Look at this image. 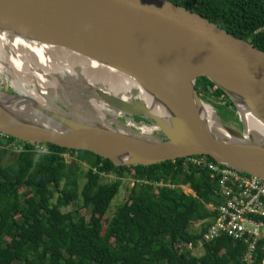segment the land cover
<instances>
[{
    "label": "water",
    "instance_id": "obj_1",
    "mask_svg": "<svg viewBox=\"0 0 264 264\" xmlns=\"http://www.w3.org/2000/svg\"><path fill=\"white\" fill-rule=\"evenodd\" d=\"M0 25L33 40L120 66L159 94L180 118L171 127L148 112H125L128 104L119 103L122 99H98L132 121L144 118L156 128L153 133L162 137L158 141L145 140L113 127L83 128L75 119L64 117L61 112L65 109L55 112L57 104L50 111L48 104L34 106L30 97L0 92V99L7 98L0 101V132L7 137L90 153L115 167H150L206 156L264 180V137L253 132L255 137L252 133L245 142L240 119L241 135L219 119L217 123L231 139L218 138L199 114V99L193 90L194 81L204 77L224 93L238 113L223 88L235 86L244 94L253 115L264 124V53L246 41L167 0H0ZM184 79L191 80L189 88L183 85ZM6 102L18 107L27 104L29 110L44 121L54 122L59 130L18 125L5 111ZM140 102L134 100L132 105L137 107ZM115 153L127 160L115 163L109 157Z\"/></svg>",
    "mask_w": 264,
    "mask_h": 264
},
{
    "label": "trees",
    "instance_id": "obj_2",
    "mask_svg": "<svg viewBox=\"0 0 264 264\" xmlns=\"http://www.w3.org/2000/svg\"><path fill=\"white\" fill-rule=\"evenodd\" d=\"M167 1L264 53V0ZM193 90L201 100L208 99L223 123L232 116L239 126L220 89L199 77ZM13 142L18 141L9 138L0 145ZM17 144L22 145L18 154L0 149V264H245L244 246L226 238L203 244L197 258L184 249L196 243L213 216L205 207L216 203L214 183L204 170L185 167L184 160L115 167L86 152L41 144L47 153L35 154L30 144ZM8 154L11 160L4 164ZM63 154L88 166L79 193L81 206L68 212L62 210L70 206V194H78V168L77 162L65 161ZM104 176L115 180L103 183ZM123 176L132 187L103 231V220L123 186ZM184 187L192 195L185 194ZM81 209L88 213V220L81 216ZM198 222L202 223L199 229L191 230ZM254 264H261L260 259Z\"/></svg>",
    "mask_w": 264,
    "mask_h": 264
},
{
    "label": "bare ground",
    "instance_id": "obj_3",
    "mask_svg": "<svg viewBox=\"0 0 264 264\" xmlns=\"http://www.w3.org/2000/svg\"><path fill=\"white\" fill-rule=\"evenodd\" d=\"M5 33H8L9 37L0 35L1 38L4 37L2 40L6 41L1 45L2 40L0 39V49H2V52L0 50V74L6 69L12 79L11 84L14 89L30 97V101L34 102L33 105L37 108H42L43 105L48 104L49 110L54 111V104H57L55 100L56 87L65 85L66 87H73L75 85L93 92L95 98L100 100L104 97L105 101L110 99L113 101L121 97L122 102L119 103L124 101L128 104L125 112H148V115L156 117L160 122L171 127L179 123V115L173 107L150 87L133 79L120 66L95 57L83 56V54H78L58 45L33 40L9 28L5 30ZM77 68L80 70L79 72H76ZM190 83V79L183 80V85L187 88H189ZM49 87L50 90H48ZM223 88L238 108L239 119L245 131L244 141H249L253 132L264 137V124L250 111L245 96L239 91V88L227 85H223ZM133 90L141 99L137 107L132 105L133 98H127ZM2 99L6 100L7 98ZM2 99L0 101H3ZM89 104L92 112L89 119H93L95 122H80L79 119H76L75 122L83 125V128L107 129L101 121L94 119H103L102 112H108L106 102H103L100 108L98 107L100 103L95 99L90 100ZM196 105L205 125L214 135L224 140L231 139L217 123L212 110L207 105L199 100H197ZM133 107L134 109H132ZM4 108L7 113L15 118L18 125L53 131L59 130L58 125L54 122L44 121L37 113L29 110L27 104L18 107L14 102H6ZM127 120L132 121L129 118ZM132 122L136 124L134 121ZM128 127L135 129L133 124H129ZM138 130L140 135L149 136L155 132L156 128L143 127L142 129L138 128ZM109 157L117 164L127 160L116 153L110 154Z\"/></svg>",
    "mask_w": 264,
    "mask_h": 264
},
{
    "label": "built area",
    "instance_id": "obj_4",
    "mask_svg": "<svg viewBox=\"0 0 264 264\" xmlns=\"http://www.w3.org/2000/svg\"><path fill=\"white\" fill-rule=\"evenodd\" d=\"M9 137L0 132V142L6 144ZM13 142L1 146L5 150L18 154L22 145ZM35 154L47 153L39 145L30 144ZM68 154H63L68 158ZM72 160V159H71ZM184 160V166L204 170L214 183V206H207L213 216L194 245L186 244V252H194L203 244L211 243L219 238L230 239L244 246L242 262L254 264L260 259L264 264V180L235 171L229 167L208 160L206 156L196 155ZM201 226L195 223L191 230Z\"/></svg>",
    "mask_w": 264,
    "mask_h": 264
},
{
    "label": "rangeland",
    "instance_id": "obj_5",
    "mask_svg": "<svg viewBox=\"0 0 264 264\" xmlns=\"http://www.w3.org/2000/svg\"><path fill=\"white\" fill-rule=\"evenodd\" d=\"M7 28L4 27L3 25L0 27V35H5L7 37H9V34L8 33H5V30ZM15 32V31H14ZM4 38V37H3ZM3 38L0 37V39L2 40ZM6 41H3L1 42V45L3 43H5ZM1 52H2V49H0ZM80 70L77 68L76 69V72H79ZM12 79L10 78V75L9 73L7 72L6 69L3 70V72L0 74V92L1 93H8V94H12V92H16V95L19 96V97H24V96H27L25 93L23 92H20V91H16L14 89V86L11 84ZM209 82V81H208ZM210 83V82H209ZM212 84V83H210ZM214 87H216L214 84H212ZM210 86V85H209ZM51 88L49 87L48 90H50ZM196 94V93H195ZM196 96L198 97V99L204 103L205 105H207L213 112V116L214 118L218 121L220 119V115L219 112L211 106V104L208 102V99L207 100H201L199 98V96L196 94ZM133 98V101L136 100V101H140L141 99L137 96V92L135 90H133L128 96L127 98ZM120 100L122 99L121 97H118ZM92 99H95L93 97V95L91 94V92L87 91L86 89H83L82 87H79V86H73V87H66L65 86H57L56 89H55V100L57 102V105H55V109L57 111L55 112H60L62 111V109H65L66 111L64 112H61L64 117H67V118H74L75 120L76 119H79L80 121H83V122H87V123H93L95 122L93 119H89L91 117V110H90V104H89V101L92 100ZM98 103H100V105H98V107L100 108L101 105H103V102H101L100 100L98 99H95ZM212 100V99H211ZM213 101V100H212ZM229 103L231 104V106L233 107L234 109V114L236 116V119L237 121L239 120V116H238V113L235 112V107H234V104L228 100ZM62 107V108H60ZM108 112L107 113H103L104 116L103 119H97V118H94L95 120H98V121H101L106 127H113L114 129H118V130H123L124 132H127V133H132V134H135V135H139V136H142L143 139H147V140H161L162 137L161 135L159 134H156V133H152L151 135L149 136H144V135H140V132L138 130V128L142 129L143 127L145 128H150L152 127L150 125L149 122H147L144 118H136L134 119V121H138L136 124H134L132 121H128L127 120V117H124V115L122 113H120L119 111L113 109L112 107L110 106H106ZM217 112V114H216ZM219 115V116H218ZM221 120V119H220ZM77 121V120H76ZM223 122V121H222ZM240 123V122H239ZM129 124H133L135 125V129H132L129 126ZM225 124V123H224ZM127 125V126H126ZM226 126L232 128L233 130L236 131V133H238L239 135L243 134V128L241 125L239 126H236L235 123L233 122L232 120V116H227L226 118ZM253 137L254 136V133L252 134ZM19 142V141H18ZM8 159H5L4 160V164H7L10 162L11 160V156L10 154L7 155ZM71 159H76V157L74 158H71L68 156V158H64L65 161L69 162ZM74 163V162H77V168H78V194H76V197H74V195L70 194V206H68L66 209L62 210V212H68V211H73L74 209L78 208L81 206V199H80V196H79V193L85 183V179H84V174L86 173V171L88 170V166H87V162H84L83 160H79V158L77 159V161H71V163ZM115 180L114 176H104L103 177V183H107V182H111ZM122 187L120 188L119 190V193L118 195L114 198V200L112 201L111 205H110V208H109V211L107 213V216L104 218L103 220V231H104V228H105V223L113 216V213L115 212V209H116V206H121L125 203L126 201V198L128 196V193L132 187V182L129 180H126V176H123V179H122ZM183 192L187 195H189V189L187 187H184L183 189ZM22 191H19V193H21ZM46 196H49V194H47ZM56 197L57 195H54L53 199H52V203L55 202L56 200ZM81 216H83L86 220H88V213L84 210L81 209V212H80ZM199 223V222H198ZM202 224V223H200ZM189 254L195 256V257H198L202 254V252H200V255L199 254H195V252H189Z\"/></svg>",
    "mask_w": 264,
    "mask_h": 264
},
{
    "label": "crops",
    "instance_id": "obj_6",
    "mask_svg": "<svg viewBox=\"0 0 264 264\" xmlns=\"http://www.w3.org/2000/svg\"><path fill=\"white\" fill-rule=\"evenodd\" d=\"M71 161V160H70ZM189 195H192V193L189 191V193H188ZM207 207V206H206ZM205 207V208H206ZM207 209V208H206ZM204 224V223H203ZM194 252H195V254L197 253V254H199L200 255V252H202V247H201V249L200 248H197V249H195L194 250ZM202 255V254H201ZM200 255V256H201ZM200 256H198V257H200ZM195 257V256H194ZM197 258V257H196Z\"/></svg>",
    "mask_w": 264,
    "mask_h": 264
},
{
    "label": "clouds",
    "instance_id": "obj_7",
    "mask_svg": "<svg viewBox=\"0 0 264 264\" xmlns=\"http://www.w3.org/2000/svg\"><path fill=\"white\" fill-rule=\"evenodd\" d=\"M72 161V160H71Z\"/></svg>",
    "mask_w": 264,
    "mask_h": 264
}]
</instances>
